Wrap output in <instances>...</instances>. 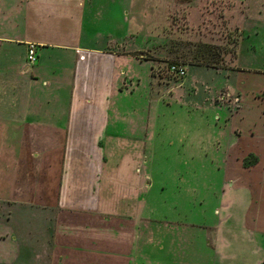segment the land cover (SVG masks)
<instances>
[{
    "label": "rangeland",
    "instance_id": "374dc122",
    "mask_svg": "<svg viewBox=\"0 0 264 264\" xmlns=\"http://www.w3.org/2000/svg\"><path fill=\"white\" fill-rule=\"evenodd\" d=\"M96 5L99 17L91 19ZM88 12V44L121 46L120 70L135 83L113 95L102 140L103 195L135 224L133 264H212L205 226L219 218L225 232L223 218L232 212L239 227L249 205L248 193L228 185V148L240 125L228 88L264 83V0H88ZM178 59L195 63L183 81L168 69ZM129 173L124 188L112 187L110 177L122 182ZM18 206L0 200V264H94L79 258L95 260L100 233L92 230L83 244L79 234H64L62 219L23 227ZM108 249L98 255L113 258Z\"/></svg>",
    "mask_w": 264,
    "mask_h": 264
},
{
    "label": "crops",
    "instance_id": "0c3cea01",
    "mask_svg": "<svg viewBox=\"0 0 264 264\" xmlns=\"http://www.w3.org/2000/svg\"><path fill=\"white\" fill-rule=\"evenodd\" d=\"M99 11L96 5L89 18ZM88 13V0H0V200L23 209V227L24 221L31 229L62 219L64 234H79L83 244L92 230L100 233L101 243L95 238L92 245L95 260L83 256L80 263L133 264L135 224L114 213L113 198L103 195L102 140L113 95L133 91L135 83L120 70L126 57L121 46L88 44L93 40L86 33ZM29 43L38 45L34 64L27 60ZM152 77L162 80L153 71ZM250 87L228 88L240 125L226 168L228 185L237 194L248 193L249 205L239 229H226L232 212L220 223L225 232L216 227L219 218L205 226L212 264H248L256 252L263 258L249 264L264 259V83ZM129 177L123 174L117 183L110 177L112 187L124 188ZM104 232L111 234L102 239ZM107 244L111 259L98 255Z\"/></svg>",
    "mask_w": 264,
    "mask_h": 264
},
{
    "label": "built area",
    "instance_id": "2783aa9c",
    "mask_svg": "<svg viewBox=\"0 0 264 264\" xmlns=\"http://www.w3.org/2000/svg\"><path fill=\"white\" fill-rule=\"evenodd\" d=\"M36 43H29L28 44V51H27V60L29 63L34 64L37 59V47ZM169 71L171 73H175L178 77H184L187 74L188 66L183 65L181 62L176 61L169 66Z\"/></svg>",
    "mask_w": 264,
    "mask_h": 264
},
{
    "label": "trees",
    "instance_id": "16d2710c",
    "mask_svg": "<svg viewBox=\"0 0 264 264\" xmlns=\"http://www.w3.org/2000/svg\"><path fill=\"white\" fill-rule=\"evenodd\" d=\"M212 54L214 55L215 53H212ZM218 59H219V58H218ZM176 61H179V62H181L183 65H187V66H190V65L195 64V63H192V62H190V61H186V60H184V59L169 60V61H167V63H168V68H169L170 64H172V63H174V62H176ZM218 66H219L218 64H215V65H213L212 67H218ZM153 72H155L154 69H153ZM170 73H171V72H170ZM172 74L174 75L176 81H180V80L183 81V79L185 78V76H184V77H178L175 73H172ZM159 77H160V76H159Z\"/></svg>",
    "mask_w": 264,
    "mask_h": 264
},
{
    "label": "water",
    "instance_id": "95a60500",
    "mask_svg": "<svg viewBox=\"0 0 264 264\" xmlns=\"http://www.w3.org/2000/svg\"><path fill=\"white\" fill-rule=\"evenodd\" d=\"M233 215H234V213H233ZM235 228L239 229V227L236 226V223L235 222H229V225L226 226V229H231V231L233 229H235Z\"/></svg>",
    "mask_w": 264,
    "mask_h": 264
},
{
    "label": "flooded vegetation",
    "instance_id": "af4514ba",
    "mask_svg": "<svg viewBox=\"0 0 264 264\" xmlns=\"http://www.w3.org/2000/svg\"><path fill=\"white\" fill-rule=\"evenodd\" d=\"M262 264V263H261Z\"/></svg>",
    "mask_w": 264,
    "mask_h": 264
}]
</instances>
